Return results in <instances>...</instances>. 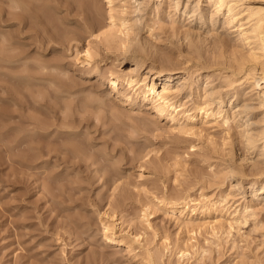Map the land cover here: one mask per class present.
Here are the masks:
<instances>
[{
    "label": "bare ground",
    "instance_id": "bare-ground-1",
    "mask_svg": "<svg viewBox=\"0 0 264 264\" xmlns=\"http://www.w3.org/2000/svg\"><path fill=\"white\" fill-rule=\"evenodd\" d=\"M49 1L59 4L54 6V3L50 10H62L61 7L64 6L62 8H65L66 12L74 10L72 17L76 14L75 16L83 20L84 25L79 22L87 33L90 32L91 40L84 51L83 60L76 59L77 65L83 68L77 70L86 76L83 77L84 80L96 78L98 85L88 91L84 89V83H77L74 75L70 77V71L63 68L58 57L53 59L52 63L35 58L36 62L32 59L34 63L29 65L26 61L29 60V55L25 50L13 47L17 43L14 41L17 34L15 37L3 31L0 35V68L5 66L3 62L14 66L25 60V69L20 71L28 76L20 73L22 83L19 84L25 87L24 89L33 90L31 97L25 100L16 88L10 91L8 89L9 95L13 97L12 105L18 106L20 110L16 132L11 135L14 136L12 139L15 146H10L12 154L8 152L14 165H18V169L32 176L44 170L42 173L52 178L55 175L52 172L55 171L40 167L52 159L58 162L65 160L72 164L73 161L74 164L83 161L87 165L91 162V168L99 162L94 161V152L78 140L82 123H88V120L91 122L92 117L97 122L101 121V115H104L102 111L107 113L105 118L111 117L109 119L124 122L126 112L132 114L138 109L140 113L143 108L150 110L155 117L153 122L150 118L147 120L148 117L127 118V121L132 122L130 119H133L135 122V126L131 125L133 129H130L132 131L128 137L132 139L134 133L138 136L139 130L148 134L152 131L154 135L156 131L163 130L158 123L166 120L167 130L164 137L171 139V145L173 142L178 144L180 149L181 145H185L189 150L187 152L182 149L189 154L186 155L194 156L195 163L206 165L208 171H205V166V173L202 168H198L202 173L198 170V173L193 172L192 183L187 179L191 184L188 186L187 182L184 183L188 187L183 190L178 188L181 191L175 195L167 193L158 196L157 192H161L159 187L156 188L157 192L151 191L153 194L150 193L149 202L142 207L144 213H141L142 222L140 221L145 223V230L152 234L149 240L146 238V232L141 235L131 232L118 235L115 213L118 208L126 207V202L131 200L129 188L132 183L117 172L120 168L118 162L109 167L105 166L107 170L103 168L101 174H104L103 177L108 174V178L103 182V186H110L111 192L108 196V209L102 214L101 220L105 242L125 246L129 253H132L137 249L136 244H140V236H146V241L142 239L146 243L141 242L144 245L142 253L138 255L144 264H167L165 258H168V264H194L191 260L197 256L207 258L210 264H220L219 258L213 256L217 252L220 257L226 246L229 251L239 252L236 262L232 260L233 263L230 264H264V240L258 242L259 239H264V0H0V30L17 27L20 36L28 26V30H36L35 35L40 36L43 31L50 41L61 46L64 42L73 43L76 36H71L73 32L71 33L69 28L66 30L65 25L63 29L59 23V20L61 24L64 23L63 18L67 19L68 13L61 19L57 17L58 23L53 22L56 17L52 18V15L49 18L53 21H50L45 10L51 6ZM54 12L56 14L57 11ZM50 14L48 12V15ZM99 17L104 19L105 25L100 22ZM69 19L70 16L67 21ZM72 29L74 30V26ZM61 30L67 32L60 33ZM75 31L76 29L74 33ZM82 32L84 34V31ZM77 34L81 37V34ZM79 39L78 42H81ZM160 40L162 42H158ZM103 55L104 59H97ZM109 59V65L102 69V62ZM122 65L127 66V69H120ZM105 85L108 87V93L104 94L102 87ZM47 88H56V94L49 96ZM4 89L7 90L6 85L5 88L3 86ZM63 93L66 94L65 100L53 105L52 100ZM79 94L83 97L85 94L84 100L82 97L78 101ZM112 94L115 96L113 98L125 107L123 112L120 109L118 111L116 105H112V100L108 102L107 99ZM59 106L60 118L55 111ZM82 111L85 116L78 118V121L74 113ZM50 116L51 118H47ZM10 130L8 131L11 132ZM148 134L146 139L150 138ZM7 135L9 133L5 132L0 139L3 145L6 140L8 144V139H11V136L7 138ZM54 135L61 140L62 143L58 141L60 146L62 145L61 148L54 147V144H57V139L55 143L52 139ZM40 141L48 143L44 145L41 142L44 145L41 146ZM150 143L140 146L138 151L134 147V150L130 149L135 152L134 159L140 161V179L145 176L143 171L146 165L150 166L155 174L160 175L163 171L164 158L162 163V158L156 156L158 151L153 148L154 143ZM7 144L6 146H9ZM173 151L168 153L172 154ZM173 154L174 157L171 156L177 159L175 167L183 165L180 159L185 154L182 158L178 153ZM166 155L168 157L167 153ZM187 163L184 166H187ZM160 170L162 171L159 173ZM109 173L112 174L110 177ZM134 188L139 187L134 185ZM210 191L212 194L208 193ZM151 209L162 211L163 215L175 222L179 231L175 239L170 237L171 233H166L160 238L162 234L160 235L159 229L154 228L153 222L149 221L148 212L152 211ZM198 236H204V243L200 244ZM196 260L198 261V258ZM195 264H199V261Z\"/></svg>",
    "mask_w": 264,
    "mask_h": 264
},
{
    "label": "rangeland",
    "instance_id": "rangeland-1",
    "mask_svg": "<svg viewBox=\"0 0 264 264\" xmlns=\"http://www.w3.org/2000/svg\"><path fill=\"white\" fill-rule=\"evenodd\" d=\"M44 1H46V0H44ZM60 2H61V0H60ZM54 3H56V2H54ZM54 3H53V1H51V2L49 1V5H51V6H49L48 9H46L47 7L45 8V10H47L46 15L48 16V18L51 15H52L51 16L52 18H53V16L56 17V19L53 18L54 21L51 17L49 18V20L53 21L55 23H58V20L63 18V16L66 17V15L68 13V15L70 16L69 21H67L69 18V16H68L67 19L63 18V20L64 19L66 20V21L64 20V23L62 21L63 24H61L60 20H59V23H60V25H62V28L65 25L66 28L65 27L64 28L66 30H68V28H69V31H71V33L73 32L71 36H76L75 38L77 41L76 40L72 41L73 43H71V44H69V43L67 44L66 42H64V45H65V43L67 45L61 46L52 40H51L52 41L51 42L50 39L48 38V36L45 33H43V31L40 32V36L35 35L36 32H34V31H36V30H31V29L28 30V28H29L28 26H27L28 28L25 27L23 31L21 30L22 33H24V34L20 35V36H18L20 30L17 27L7 28L6 30H2V31L0 30V35L2 34L3 31L5 33H11L14 36L17 34L16 35L17 37L15 36L16 38L14 40L17 43L13 47H15V48L19 47V49L22 51H23V49L25 50V53L29 55V58H28L29 60H26L29 65L34 63L35 58H37V60L42 61V62L44 60L45 63H52V60L53 59L55 60V58L58 57L57 59H61V63L63 65V68L65 70L70 71L69 72V75H71L70 77H72V75H74L73 76L74 80L77 83L79 82V84H81V85H82V83H84V85L82 87L88 91L89 89H92L93 87H96L98 85V83H96L97 80H96V78H90V79L84 80L83 77H86V76L81 75V73H79L81 71L77 70V69H80L82 66L77 65L76 59L83 60L84 51H85V49H87L89 40H91L90 32L88 31L89 33H87V30L85 28H82V27H84L83 26L84 22L82 19H80L81 17L79 18V17L75 16L76 14L73 15L75 18H77V20L80 19L77 21L74 17L71 16L74 13V10H71V12H66L67 10L65 8L63 9L62 7H64V6H62L61 7L62 10L55 9L57 11L56 14L59 13V15H56L54 12L55 11L54 9L50 10V8L53 7ZM55 5H57V3L54 4V6ZM57 6H59V4ZM48 12H49V14L50 13L51 14L48 15ZM57 17H59V19ZM71 17L73 20L71 19ZM102 17H99V18H101L100 22L101 23L104 22L103 24L105 25V21H104L105 18L103 17L104 19H102ZM79 21L83 25L80 24ZM77 22H79V23H77ZM73 26H74V30L76 29V31H75L76 33H74V30L72 29ZM66 30L65 31L63 30L64 34L67 32ZM63 31L60 33H63ZM82 31H84L85 35L82 34L83 33ZM85 31H86V33H85ZM77 33L81 34L80 35L81 37H78L79 35ZM41 35H43V36H41ZM37 37H38V39H37ZM89 37H90V39H89ZM78 38H80L79 40L81 42H78ZM81 38H82V40H81ZM42 39H43V41H42ZM37 42L40 44H38ZM158 42H162V41L160 40ZM0 44H1V42H0ZM157 44L160 45L161 43L160 44L157 43ZM99 57L97 59H100V60L104 59V55L99 56ZM32 59H34V60H32ZM30 60H32V61H30ZM47 60H48V62H47ZM24 61L19 62L14 66H11L9 63L3 62L5 66L3 68H0V87H2V89L0 88L1 89L0 90V114H1V112L2 113L4 112L3 114L0 115V124H1L0 125V139L2 138V135L5 134V132L9 133V135L6 136L7 138H10V136L13 133L15 134V132H16L15 127H17V124L19 123V120H17V117L19 115L20 110H19L18 106L12 105L13 101H11V100L13 97H11L9 95L10 94L9 91L15 90V88H16V91L19 90V92H21L20 95H23L26 98V99L24 98L25 100L30 98L31 93H33L32 89H30V88L24 89L25 87H21V85L19 84V83H22L21 82L22 79H20V77H22V75L20 73H22L23 76H28V74L26 75L25 73H23V71H20V70L25 69V65L23 64V63H25ZM35 62H36V60H35ZM105 62L106 61L102 62V66H103L102 69L104 67L106 68V65L107 64L109 65V63L111 61L109 59V60H107L106 63ZM7 64L9 65V67H7L8 66ZM20 66H22V67H20ZM120 67H121L120 69H127V66H124V65H122ZM73 68L76 70H74ZM81 69H83V68H81ZM17 71L18 72L20 71V72L18 73ZM3 74H5V75H3ZM14 75H16V76H14ZM12 78L17 79V80H14ZM13 81H14V83H13ZM16 81L18 84L16 83ZM5 85H6L7 90L6 89L3 90V86L5 88ZM17 86H18V88H17ZM89 87H91V88H89ZM8 89H9V91H8ZM55 90H57V89L56 88H47L46 89V91H48L49 96L55 95L56 94ZM102 90L103 91L105 90L104 94L106 92L108 93V87L106 85H105V87L104 86L102 87ZM24 93H25V95H24ZM58 96L59 97L52 100L53 105L58 104V103L60 104L66 98V94H64V93L58 94ZM110 96L109 97L107 96L109 99L106 98L107 100H109L108 102L110 103V101L112 100V102H114V103L112 104V102H111V104L116 105V107H118V111L120 109V111L122 110V112H123L125 110V107L123 106V104L118 102L116 99H114L115 96L113 94ZM77 97L80 98V99L78 98L79 99L78 101H80L82 99L83 95L79 94ZM84 97H85V94H84ZM84 97L82 100H84ZM7 98H9V100ZM5 100H7L8 103ZM58 110H60V106L55 110L57 112V116L60 118L61 114ZM15 111H17V113ZM142 111L143 112L138 113L139 110L137 109L134 112H132V114L130 112L124 113V114H126V117H125L126 120L124 119L125 120L124 121L122 119L124 122H122V121L117 122V120H115L116 121L115 122L114 118L112 120V119H109L111 117H108V116H107L108 118H105L104 115L107 113L102 111V114H104V115L100 114L101 115V119H100L101 121L97 122V121H95L94 117H92L93 119L89 118V119H91V122L88 120V123H86V122L82 123V125L79 128L80 129L79 134L81 136H79L80 139L78 138V140H80L81 143L83 142L86 147H89V150H91L92 153L94 152L93 153L94 161L98 160L99 164L97 163L95 166H92L91 168H89V166H91L90 165L91 162L89 163V165H87L83 161H79V162H77V164H74V161H73V164H72L70 162H66L65 160L58 162L56 159H52L51 161H49L46 164L43 163L44 165L41 164L40 167H45V169L49 168V170L51 172L52 171L56 172V173L52 172L55 174L54 178L50 177L49 175H45L44 173H42V172H44V170H42L41 173H39L37 175L35 174L32 176L30 174H27V173L21 171L20 168L18 169V165L17 166L14 165V161H13L12 156H11V154H12L11 152H13L11 150V147L14 148V146H15L14 145L15 143H13V139H12L14 136H11V139H8L9 140L8 144H7L8 141L7 140L5 141V143L9 146H6L5 143H4L5 145H3V143L0 142V264H144L141 261L142 258L138 255H140L142 253V250H143L142 248L144 246L143 244L146 243L144 241H146V238H148V239L152 238L151 237L152 234H150L151 233L150 231L147 232V230H145V227H144L145 223H141L142 222L141 216L143 215L141 213H144L142 211L143 205L145 203L149 202L150 196H151V194H153L152 192L156 191L157 187H159L158 188L159 191L161 190V192H159V194L157 192L158 190L156 191L158 196L161 194L163 195V194H167V193H168V195H171V194L175 195L179 191L186 189L192 183V180H194V177H193L194 175H192V174L196 173L197 172L196 170H198V168H199V170H201V168H202L203 173H205V171L207 172L208 170H207L206 165H203V164L199 165V163H195L194 156L193 157L187 156V155H189V154H187V152L189 150H187L185 145H181L180 146L181 149H180L177 146L178 144L173 142V145H171L172 144L171 139L166 138V136L164 137V134H165L164 132L167 130V127H166L167 121L166 120H162L161 123H158V126L162 127L163 130L156 131V132L154 131L155 132L154 135H153L152 131H151V133L148 134V133H142V131L139 130V132H141V133L138 132V136L136 135V133H134L135 136L132 135V139L130 137H128L129 135H131L130 134L132 131V130H130L132 128L131 125L135 126V122H133V119H130V120H132V122H129V120L127 121V118L129 116L131 118H134V117L138 118L139 117L141 119H146V117H148L147 120H149V118H150V121H152V122L155 121V117H153V114L150 110L147 111V110H144V108H143ZM5 112L8 114L6 115ZM128 113H129V115H127ZM141 113H143V114H141ZM124 114H123V116H125ZM137 114H139L140 116L139 115L137 116ZM74 116L76 119H78V118L81 119L85 116V113L83 111L78 112V113L75 112ZM14 118H16V120ZM47 118H51V116L47 117ZM122 118H124V117H122ZM8 119H10L11 122L9 120V123H8L7 122ZM13 119H14V121H13ZM79 119H78V121H79ZM48 120H50V119H48ZM126 122H127V125H126ZM4 123H5V125H4ZM130 123H132V124H130ZM87 125H88V127H87ZM86 127L88 129H86ZM10 128H12L11 129L12 131L10 130ZM8 130H10L11 132H9ZM124 130L128 131V133ZM160 132H162V133H160ZM92 134H93V136H92ZM146 134L149 135V136L147 135L148 137H150L149 139L145 138ZM88 136H90V137H88ZM136 136H137V138H136ZM62 137H64V136H62ZM122 138H123V140H122ZM128 138H130V139L127 140ZM49 139H51V138H49ZM52 139H53L54 143L56 141L55 139H57V141H56L57 144L53 143L54 147H56V146H57L56 148L62 147V145L60 146V143H58V141L61 142V140H58L59 138H56V136L54 135ZM165 139H167V140H165ZM67 140L69 141L68 138H67ZM149 140L151 143L149 142ZM71 141H73V140H71ZM41 142H43L44 145H46V143H48L47 141H45V142L40 141V144H41ZM147 142H149L150 144L154 143L153 148L158 151V154L156 156H158L159 158H162V160H161L162 163H163V158H164V163L168 164V165H166L167 166L166 167L165 164L163 163V165H162L163 171L162 170L159 171V173L161 171L163 173L161 172L160 175L155 174L156 172L154 173L153 169H152L153 170V172H152V170L150 169V166L146 165V167L144 168L145 171H143L144 175H145L144 176L145 179L144 178L140 179V174H141V169L139 167L140 161H138V159L137 160L134 159L133 155L135 152L133 153L131 150L133 149L132 147H134L138 151L139 149H141L142 146L148 145L149 143H147ZM43 143L41 144V146H44ZM140 143L141 144L143 143V144L141 145ZM157 146H159V147H157ZM167 147H170V148H167ZM127 148H129V149H127ZM160 148H161V150H160ZM173 148L176 150H174ZM177 148H178V151H177ZM167 149H168V151H167ZM171 149H173L174 151ZM182 149H185L184 151L187 150V152H184ZM172 151L175 154L178 153L180 155V158H182V156L185 154L183 156V158L180 159L182 161L183 165L181 164V165L177 166V168L175 167L174 163L176 162L175 160H177V159L173 158L174 157L173 153L170 154ZM8 152H10L11 154H9ZM91 152L89 151V153H91ZM168 152H170V153H168ZM166 153L168 154V157H167ZM104 155H106V156L104 157ZM171 155H173V157ZM97 156H99V157H97ZM154 156L155 155H153L152 157L154 158ZM102 157L106 160L104 161V159ZM67 159L69 160L70 157H68ZM100 160L102 163H100ZM173 160H174V162H172ZM167 161H168V163H167ZM114 162H116V163L118 162L119 167H120L119 168L120 171L117 169V172H119V174H121V176H124L123 178L126 177V179L128 178V180L130 179L129 182L132 183V186L129 188V190L130 189L131 190H130V192L128 191L130 193L129 195L131 197V200L126 202V204H125L126 207L118 208L116 210V213H115L116 220H117L116 224L118 225L117 226L118 227L117 228L118 235H120V233H122L121 235H124V234L126 235V233L129 234L130 232H131V234H135V235L140 234L141 235V234L146 232L147 236H148V237H146V236L143 237V235L140 236L141 237L140 244H138V245L136 244V247L138 249V250L136 249L137 252L135 251V252L129 253V251L127 250V248L125 246H123V247L118 246L117 244H114V243L109 244V243L105 242L104 237H103L102 224H101L102 214L108 209V196L110 195L111 192H110V186H106V187L103 186L104 185L103 182L106 180V178H108V174L105 177H103L104 174H101V173H103L102 169L105 166L109 167V166L113 165ZM186 163H187V166L186 165L184 166V164H186ZM80 164H81V166H80ZM173 164H174V166H173ZM171 166H172V168H171ZM180 166H182L183 169ZM197 166H199V167H197ZM203 166L206 167L205 171H204L205 167H203ZM52 167H53V169H52ZM173 167L176 170H174ZM178 167H180V168H178ZM189 167H190V169H189ZM167 168H168V170H167ZM97 169H99V170H97ZM104 169H106V168H104ZM146 169H148V170H146ZM181 170H183V171H181ZM199 170H198V172H199ZM97 171L99 173H97ZM202 171H200V172L202 173ZM51 172H49V173H51ZM177 173L179 176L180 175L181 176L178 177ZM110 175H112V174L109 173V177H110ZM49 177L52 179H50ZM174 177L176 180L174 179ZM177 177H178V179H177ZM93 178H94V180H93ZM134 179H136V180H134ZM184 179H185V181H184ZM186 180L188 182H191V183H188ZM189 180H191V181H189ZM100 181H102V182H100ZM177 181H178V183H177ZM164 182H166V183H164ZM180 182L183 183V186H182V183H180ZM186 182L188 183V186L186 185L187 184ZM142 183H144L143 186H141ZM175 183H176V185H175ZM184 183H186V184H184ZM179 184H181V186ZM134 185L139 187V188L135 189ZM159 185H161V186H159ZM184 185H186V187H184ZM153 186L155 189L153 188ZM175 186H177L176 191L174 190ZM178 188L181 190H179ZM172 189H173V191H172ZM146 190H147V192H146ZM174 191H175V193H172ZM101 193H103V194H101ZM208 193L212 194V191H210ZM154 194H156V193L154 192ZM93 200H95V201H93ZM92 205H94V206H92ZM151 210L152 211L148 212V213H150L149 221L151 223L153 222L152 225L154 226V228L159 229L160 235L162 234L160 236V238L163 237V235H166V233L169 235L171 233L170 237H172V239H175L176 234L179 233L178 228L175 225V222L170 220L165 215H163L162 211H158V209H156V210L151 209ZM141 224H142V226H141ZM127 229H129V230H127ZM141 229L143 231L144 230L145 231L143 232ZM167 230H169V231H167ZM127 231H129V232H127ZM140 231L142 233H140ZM182 235L184 236V234H182ZM202 237H204V236H201V237L198 236V241L200 242V244L204 243V238H202ZM261 240L263 241L264 239L261 238L258 240V242H260ZM141 242L142 243L144 242V243L141 244ZM253 247H255V246H253ZM225 250H226V252H225ZM138 251H141V252L138 253ZM223 251H224V253L222 254L223 256L220 255V257L222 256V258L218 257L219 255L217 252H215V254L213 253L215 255L213 257H215L216 259L219 258V261H221L220 264L221 263L222 264H230V263H233L232 260L235 261L236 259H238L237 253H239V252L236 253L235 250H234V252L229 251L228 246H226V249H224ZM233 255H235V256H233ZM87 257L88 258L90 257V258L88 259ZM197 258H198L199 264H210V262L208 261L207 258H202L200 256H197L196 259ZM196 259L191 260V262L194 264L197 263L198 261ZM165 261L168 264V261H169L168 258H165ZM184 263L187 264L186 262H184Z\"/></svg>",
    "mask_w": 264,
    "mask_h": 264
}]
</instances>
